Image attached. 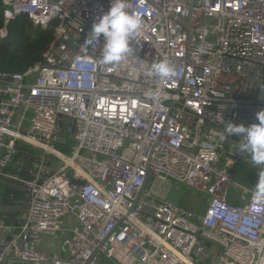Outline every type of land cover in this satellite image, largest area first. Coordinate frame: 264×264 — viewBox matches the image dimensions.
I'll use <instances>...</instances> for the list:
<instances>
[{
  "label": "built area",
  "instance_id": "2783aa9c",
  "mask_svg": "<svg viewBox=\"0 0 264 264\" xmlns=\"http://www.w3.org/2000/svg\"><path fill=\"white\" fill-rule=\"evenodd\" d=\"M111 3L0 0V39L21 15L53 27L40 62L0 71V181L23 209L0 219V264H264V201L231 174L252 163L242 136L221 138L264 111V0H128L143 35L116 67L103 38L85 43ZM162 60L174 72L154 102ZM160 184L204 195V213Z\"/></svg>",
  "mask_w": 264,
  "mask_h": 264
},
{
  "label": "clouds",
  "instance_id": "9594fccd",
  "mask_svg": "<svg viewBox=\"0 0 264 264\" xmlns=\"http://www.w3.org/2000/svg\"><path fill=\"white\" fill-rule=\"evenodd\" d=\"M128 0H112L109 10L103 13L93 23L91 33L85 43L91 44L103 38L104 45L100 63L103 65L120 66L129 55H134L131 46L134 37L143 35V20L139 15L128 11ZM174 68L162 60L151 65L149 76L158 77L161 86L147 93L154 102H159L164 97L163 83L173 74ZM258 123L248 127L228 123L221 138L227 136H242L238 143V152L250 159L256 166H264V111L257 114ZM253 199L264 201V168H261L259 179L255 185Z\"/></svg>",
  "mask_w": 264,
  "mask_h": 264
},
{
  "label": "trees",
  "instance_id": "16d2710c",
  "mask_svg": "<svg viewBox=\"0 0 264 264\" xmlns=\"http://www.w3.org/2000/svg\"><path fill=\"white\" fill-rule=\"evenodd\" d=\"M4 27V20L0 9V30ZM7 36L0 39V71L21 73L33 67L42 60V54L48 48L52 37L53 27L32 30L27 16L21 15L7 25ZM24 149V148H23ZM10 193L4 195L2 213L5 222H10L16 214V206L9 198ZM14 199L19 194L13 192Z\"/></svg>",
  "mask_w": 264,
  "mask_h": 264
},
{
  "label": "rangeland",
  "instance_id": "374dc122",
  "mask_svg": "<svg viewBox=\"0 0 264 264\" xmlns=\"http://www.w3.org/2000/svg\"><path fill=\"white\" fill-rule=\"evenodd\" d=\"M24 151L28 152L31 155L38 154V151L31 149L30 147L23 146ZM55 149L58 150V148L55 146ZM256 165L254 164H248V165H243L241 168H236L234 170V177H233V182L245 189H251L253 187V174H254V167ZM261 169H258V172H260ZM177 187L173 188V190L168 193V200L171 201L173 204L176 206H179L187 211L190 212H196L199 211V214L204 213V208L203 210L199 209L200 205V200L202 198L205 199L204 195L193 191V190H188L184 187H181L180 189ZM241 190L237 187L231 186L229 189V195L232 194V196H238L240 194ZM22 208L19 206L16 207V214L15 216H19L22 212ZM197 214V213H196Z\"/></svg>",
  "mask_w": 264,
  "mask_h": 264
},
{
  "label": "crops",
  "instance_id": "0c3cea01",
  "mask_svg": "<svg viewBox=\"0 0 264 264\" xmlns=\"http://www.w3.org/2000/svg\"><path fill=\"white\" fill-rule=\"evenodd\" d=\"M237 151H238V147H237ZM242 167V166H241ZM241 167H238V168H241ZM8 171H10L9 169H8ZM232 173V178L234 177V171H231ZM258 179H259V172H258V168H257V166H255L254 167V174H253V180H252V183H253V187L251 188V189H246V190H248V191H254V188H255V185L257 184V182H258ZM160 186V188L162 189H164V195H165V197L166 198H168V193H170L172 190H173V188H175V187H177V189L179 188H181V187H184V186H180V185H177V184H172V185H170V186H168V185H163V184H160L159 185ZM238 186V185H237ZM240 187V186H239ZM184 188H186V187H184ZM238 188V187H237ZM243 188V187H242ZM10 189V186H9V184L6 182V181H0V191L2 192V195H3V198H2V201H3V199H4V195L8 192V193H11V191L9 190ZM177 189H175V190H177ZM187 189V188H186ZM230 189V188H229ZM229 189H228V196H227V199H228V202L230 203V204H238L239 202H240V195H241V192H240V194H238V196H232V194L231 195H229ZM245 189V188H244ZM189 190V189H188ZM241 190V189H240ZM14 195V194H13ZM9 197H10V194H9ZM205 197V196H204ZM19 199H20V195H19ZM18 199V200H19ZM2 202L0 203V219L2 220L3 219V215H4V213H2ZM203 208H204V211H205V208H206V197H205V199H203V201H202V198H201V200H200V205H199V209H201V210H203ZM194 213V212H193ZM197 213V214H196ZM194 214H196L197 216H200V215H202V214H199V211H196ZM17 217H19V216H13L12 218H11V220H10V222H5L6 224H11V223H13L14 221H15V219L17 218ZM4 220V219H3Z\"/></svg>",
  "mask_w": 264,
  "mask_h": 264
},
{
  "label": "bare ground",
  "instance_id": "6f19581e",
  "mask_svg": "<svg viewBox=\"0 0 264 264\" xmlns=\"http://www.w3.org/2000/svg\"><path fill=\"white\" fill-rule=\"evenodd\" d=\"M32 143H34V142H32ZM36 146H40L39 144H37V143H34ZM40 147H42V146H40ZM45 148L47 149V150H49V151H51V152H55V153H57L55 150H53L52 148H50V147H46L45 146Z\"/></svg>",
  "mask_w": 264,
  "mask_h": 264
},
{
  "label": "water",
  "instance_id": "95a60500",
  "mask_svg": "<svg viewBox=\"0 0 264 264\" xmlns=\"http://www.w3.org/2000/svg\"><path fill=\"white\" fill-rule=\"evenodd\" d=\"M37 77V75L36 74H34L33 75V78H36ZM5 142V138L3 139V143Z\"/></svg>",
  "mask_w": 264,
  "mask_h": 264
}]
</instances>
